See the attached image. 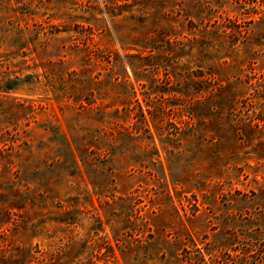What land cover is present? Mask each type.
Wrapping results in <instances>:
<instances>
[{"label": "rangeland", "instance_id": "1", "mask_svg": "<svg viewBox=\"0 0 264 264\" xmlns=\"http://www.w3.org/2000/svg\"><path fill=\"white\" fill-rule=\"evenodd\" d=\"M0 264H264V0H0Z\"/></svg>", "mask_w": 264, "mask_h": 264}]
</instances>
